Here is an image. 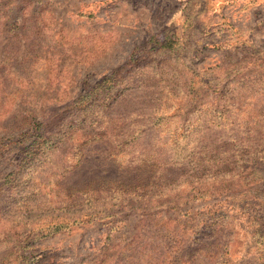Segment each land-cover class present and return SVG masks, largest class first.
<instances>
[{
    "label": "trees",
    "instance_id": "obj_1",
    "mask_svg": "<svg viewBox=\"0 0 264 264\" xmlns=\"http://www.w3.org/2000/svg\"><path fill=\"white\" fill-rule=\"evenodd\" d=\"M3 27L10 28L11 24L6 21ZM155 37L150 41L157 46L156 52H173L175 35L154 41ZM255 69L236 71L221 87L211 90L209 82L199 81L198 87L186 76L189 71L185 73L164 58L141 65L133 53L123 66L74 99L68 111L45 105L13 117L7 112L12 105L3 84L6 73H10L0 71V107L6 110L0 111V131L16 130L8 134V141L12 140L5 146L15 144L20 156L16 169L6 173L0 185V243L15 238V253L7 264H47L44 253L34 252V243L73 225L121 224L133 215L144 226H158L162 223L157 219L163 213L192 214L186 206L207 197L235 203L230 208L247 207L248 196L256 192L259 181L245 184V173L254 174V165L264 162V69ZM253 72L257 74L251 75ZM12 79L20 93L22 80ZM141 87L149 95L146 113L141 106L123 115L110 113V107L127 101L130 91ZM259 93L262 102L255 97ZM72 111L75 113L70 114ZM5 117L13 122L18 119L17 125L2 128L7 125ZM147 131L152 137L140 146ZM99 142L110 145L111 157L121 167L147 170L149 175L132 184L99 181L83 189L65 188L61 178L82 162L86 146ZM64 145L67 149L63 151ZM58 149L63 157L54 162ZM46 166L51 169L43 175ZM212 208L201 220H192L197 225L190 229L196 231L189 235L210 240L202 264L208 259L212 264L211 256L217 252L216 264H225L223 255L231 244L226 227L229 216ZM252 220L257 225L253 236L262 238L260 220L256 215ZM177 235L171 230L153 236L163 244L159 256L163 262L173 250ZM258 253L253 264L260 260L264 264L263 246ZM90 264H107V259Z\"/></svg>",
    "mask_w": 264,
    "mask_h": 264
},
{
    "label": "rangeland",
    "instance_id": "obj_2",
    "mask_svg": "<svg viewBox=\"0 0 264 264\" xmlns=\"http://www.w3.org/2000/svg\"><path fill=\"white\" fill-rule=\"evenodd\" d=\"M6 21L10 28L3 27ZM167 34L177 40L173 52H156L152 36L156 41ZM133 53L141 65L161 57L185 73L189 71L186 76L198 87L199 81L209 82L211 90L221 87L236 71L264 69V0H0V62L6 60L0 71L10 73L3 82L12 105L6 106H11L9 116L45 105L68 111L74 99L123 66ZM12 78L22 80L20 93ZM130 92L127 101L110 107L112 115H123L140 106L143 112L148 111L146 89ZM261 96L255 95L262 102ZM0 111L6 112L1 107ZM13 121L5 117L7 125L1 127H15L18 119ZM147 132L140 146L152 137V132ZM15 133L0 131V185L20 158L15 144L5 146L12 140L8 141V134ZM66 149L64 145L62 150ZM111 150L106 142L86 146L82 162L61 178V184L74 190L99 181L132 184L149 175L147 170L121 167L111 157ZM62 157L58 149L54 162ZM44 168L43 175L50 167ZM245 175V184L259 182L244 209L230 208L235 203L221 197L199 198L186 206L192 214L163 213L157 219L162 225L144 226L133 215L121 224L73 225L35 242L34 252L44 253L47 264H90L105 257L107 264H202L210 240L190 236V227L197 225L192 222L194 218L201 220L213 206V210L221 209L229 216L226 227L231 244L223 255L224 263L253 264L260 255L258 248L264 247V235L259 238L252 234L257 228L252 215L258 217L264 231V162L254 165V174L247 171ZM171 230L178 234L177 242L170 258L163 262L159 257L163 244L153 236ZM206 233L203 230L202 234ZM14 239L0 243V264H7L14 256ZM211 259L216 264L218 252ZM210 262L208 259L206 264Z\"/></svg>",
    "mask_w": 264,
    "mask_h": 264
}]
</instances>
